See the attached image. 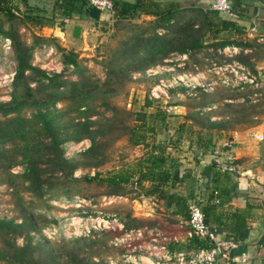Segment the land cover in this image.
Returning a JSON list of instances; mask_svg holds the SVG:
<instances>
[{"label":"rangeland","instance_id":"rangeland-1","mask_svg":"<svg viewBox=\"0 0 264 264\" xmlns=\"http://www.w3.org/2000/svg\"><path fill=\"white\" fill-rule=\"evenodd\" d=\"M38 1L37 5L29 3L28 5L33 9L37 8L32 13L37 15L36 17L43 18L45 23L48 22L47 25L38 26L24 22L27 7L22 4L18 5L19 14H15L17 16L15 25L22 41L31 44L32 34L48 39L47 42L34 47L31 63L49 77L61 74V79L67 82L88 80L91 86L85 95L90 98L85 108L91 114L90 120L104 123L117 111L119 121L123 120L130 126H142L148 145L146 148L143 144L135 145L129 140L126 128H123L125 125L120 122L121 128H118L113 136L103 138V143L95 150L94 157L90 154L83 157V153L91 145L88 138L80 141L69 140L60 147L63 150V157L76 165L75 171L68 177L60 173L52 175V181L55 179L67 181L56 191L40 196L28 190L30 184L22 177L27 164L22 161V157H15L17 162L10 167H8L10 161L6 159L7 163L0 165V220L24 226L23 230L26 231H23L22 235H17L15 239V245L18 247L25 246V232L30 230L28 234L32 238L31 245L37 247L34 257L41 264H131V262H137L139 254L134 250L137 243L135 241L118 243L124 233L141 229L146 234L153 232L176 236L188 230L183 222L185 219L173 216L156 196H146L138 186L127 185L114 189L97 181H85L84 178L93 177L96 174L104 178L121 170L134 168L151 147L165 146L166 152L172 158H178L177 155L182 157L181 170L185 173L190 171L186 173L190 177L181 183L176 190L177 193L182 196L191 194L189 192L197 181L194 177L195 173L188 169L190 168L188 164L192 162L193 154L197 151L195 142L198 135L206 138L212 134L216 143V137H220L223 141L230 133L224 135L223 132L216 134L215 131L203 130L200 125L193 122V119H187L186 116L190 112L199 111L202 118L199 121L205 124L204 120L207 118L212 121L220 120L219 114L231 109L226 108L225 105L243 101V98L239 96H236L237 101L230 99L229 94L237 93L232 91L231 85L217 79L223 76L224 79L230 78L228 76L230 68L238 63L234 60L229 61L234 59L229 51L209 47L195 55L192 53L194 56L172 52L162 58L163 60L149 57L146 67L139 65L140 63L123 65L120 73H111L110 69L113 68L117 55L118 57L128 56L136 50L149 49L151 45L149 38L153 33L164 34L163 29H156L153 32L152 17L142 15L134 20L115 22L111 13L95 12L96 22L88 18L78 20L80 31L74 37L76 23L62 21L57 15L59 11H54L53 0ZM123 1L134 2L135 0ZM190 12L203 16L196 9ZM54 14L56 17L53 18ZM134 35L136 37L131 38ZM208 37H210L209 34L206 35V38ZM220 38L230 39L229 36L221 34L217 36V40ZM257 38L258 36L245 37V39L241 37V40L249 41L254 45L252 49L255 58L250 62H255L257 64L255 70L262 73L264 69H258L261 61L258 59L262 56V50H259L257 46L264 43L258 42ZM209 40L207 44L211 42ZM60 48L77 54L81 76L73 66L63 64ZM139 54L144 56L143 52ZM216 68H222L219 77L216 76ZM15 70L14 47L9 39L0 38V103L10 100ZM148 71L157 73L148 75ZM184 74H190L192 79L189 78L177 84L172 80L173 77ZM257 79L260 85L254 88L264 85V73L258 74ZM226 80L228 81V79L224 81L227 82ZM30 86L37 87L36 83H30ZM62 90L64 89H59V91ZM153 91L156 93L155 96L152 95ZM43 100H55L49 101L48 106L52 108L54 103L59 115L57 120L64 127L71 119L74 122L84 120L77 116V112L71 111L72 105L67 100L55 99V96H45ZM120 111L126 112V115L120 116ZM33 113L35 111L32 108H25L20 115L30 118ZM162 117L165 119L163 123L160 121ZM259 117L264 120V114H260ZM0 119L3 118L0 117ZM190 124L192 126L187 128L186 126ZM152 126L156 127L154 133L148 131ZM91 128L96 129L97 125ZM238 140L248 152L258 151L259 145L253 138V128L238 130ZM11 149V144L5 143L4 150L8 151L7 158L12 155ZM114 190L116 193H113ZM197 196L203 200L202 204L206 205L207 195L199 192ZM195 200L196 197L193 196L188 203ZM131 217L146 220L149 224L144 223L142 227L126 229L124 222ZM102 221H109V224L104 225ZM114 221L122 224L123 229L117 228ZM0 264H7V262L0 261Z\"/></svg>","mask_w":264,"mask_h":264},{"label":"trees","instance_id":"trees-1","mask_svg":"<svg viewBox=\"0 0 264 264\" xmlns=\"http://www.w3.org/2000/svg\"><path fill=\"white\" fill-rule=\"evenodd\" d=\"M112 3L111 15L115 22L134 20L140 16H150L153 18V32L156 29H163L162 35L153 33L149 40L150 48L136 50L132 54L120 56L110 69L111 73H120L123 65H132L140 63L144 65L149 61V57L162 58L168 56V53L177 52L187 56L198 53L209 47L221 50L226 46L235 45L240 48V52L233 56L234 59L242 67L248 69L254 76H258L256 63L250 62L254 59L253 47L249 41L241 39L230 40L229 38L217 40L218 35L228 36V33L241 34L242 30L232 20L222 19L216 15L214 11H206L204 14L192 13V8L182 6L176 2L162 3L156 0H135L134 2H126L123 0H110ZM230 1V0H229ZM232 9L237 13L240 7L239 0H231ZM22 4L27 7L23 18L24 22H30L38 26L48 24L43 18L36 17L32 8L28 5V0H0V38L9 39L14 47L16 70L12 82V92L8 102L0 103V165L7 163L9 159L10 165L16 163L15 157L21 156L22 161L26 163V170L22 177L30 184L28 190L36 195H46L50 191H56L64 185L67 180L60 179L51 180V176L60 173L62 176H70L76 169V165L71 164L63 157V150L60 147L63 143L73 140L80 141L88 138L91 141L89 149L83 153V157L87 155L95 156V150L101 147L103 138L113 136L118 128H126L129 140L135 145L143 144L145 148V134L142 126H130L123 120L119 121V112L115 111L114 116L105 120L104 123H97L90 120L91 114L87 110V100L85 92L91 86L88 80H79L77 82L63 81L61 74L48 76L43 70L31 63L32 50L35 46L48 41L43 36L32 34V43L26 44L22 41L19 30L15 25L18 12V5ZM54 11L62 21L84 20L91 17L93 8L89 4V0H53ZM56 15H53V18ZM63 23V22H62ZM80 31L79 27L74 28L73 35L76 37ZM209 34L210 37L206 38ZM132 37H136L131 36ZM129 38V39H131ZM210 39V40H209ZM211 41L207 44V41ZM262 50V56L258 61L264 59V44L257 46ZM244 49H250V52L244 53ZM62 52L63 64L65 66H73L75 71L81 76L79 71L81 68L77 61V54L73 51H66L60 48ZM123 51V50H122ZM143 52L144 56L139 53ZM138 55V56H136ZM193 55V56H194ZM142 69V68H141ZM122 73V71H121ZM258 81V79H257ZM30 83H36V88H32ZM60 88L64 90L59 91ZM232 91L235 95L229 94L228 97L237 101L238 97H242L240 103L225 105L230 109L225 113L219 114L220 120L212 121L207 118L205 124L199 121L201 118L199 111H193L187 114V119H193L194 123L200 125V128L206 131H215L216 134L223 132L232 133L238 130H246L258 126L264 120L259 116L264 114V85L260 88H254L251 85H241L233 87ZM45 96H55V99L67 100L72 108L71 111L77 112L78 117L84 118L83 121L74 122L71 119L69 124L64 127L58 122V112L52 104V108L48 106L49 101L43 100ZM256 96V97H255ZM234 97V98H233ZM41 101V102H40ZM45 101V102H43ZM43 102V103H42ZM25 108H32L35 113L30 118L20 115ZM84 108V109H82ZM126 115V112L120 111V116ZM123 117V116H122ZM165 121L164 117L160 120ZM198 121V122H196ZM120 122V123H119ZM192 123V121H191ZM93 125H97L96 129H92ZM192 125L186 126L190 128ZM183 129L184 126L182 125ZM242 128V129H241ZM154 133L156 127L152 126L148 130ZM228 137V136H227ZM214 135L209 134L206 138L198 135L195 146L198 151L205 153L214 142ZM192 143V140L190 141ZM5 143H10L12 155L7 158L8 151L4 150ZM166 147H151L146 156L138 161L133 168L121 170L108 177H100L98 174L93 177L86 176L85 181H97L99 184L113 187L114 189L122 186H138L144 191L146 196H156L158 201H163L165 209L171 211L175 217L182 219L188 218L189 203L193 198V194L182 196L177 193L181 183L189 178V175L180 176L178 163L175 159L170 158L166 152ZM94 159V158H93ZM46 175H49L46 177ZM113 193H116L115 190ZM202 210L205 215V221L208 223L212 213V206L203 205ZM130 217V216H128ZM146 220L128 218L124 222L126 229L142 227ZM24 226L15 225L13 222L0 220V261L17 264H41L34 257V251L37 247L31 245L32 238L29 231L25 232L26 244L23 247L15 245L17 235H22L26 230ZM240 226L235 230V235L239 236ZM238 234V235H237ZM246 232L240 234L241 238L245 237ZM203 241L194 238L187 243L176 245L177 250H194L206 247Z\"/></svg>","mask_w":264,"mask_h":264},{"label":"crops","instance_id":"crops-1","mask_svg":"<svg viewBox=\"0 0 264 264\" xmlns=\"http://www.w3.org/2000/svg\"><path fill=\"white\" fill-rule=\"evenodd\" d=\"M157 1L180 3L202 14L209 10L208 7L212 2V0ZM38 2V0H28L31 5H37ZM239 2L240 7L237 8L236 13L238 19L232 21L241 28L242 33H228L230 40L238 41L241 37L245 39V37L258 36L257 41L264 43V0H239ZM95 12L103 14L95 10L88 19L95 21ZM216 15L222 19L231 20L224 14L216 12ZM66 22L76 23L74 28L80 27L78 20ZM222 50L229 51L231 56H236L240 52V48L235 45L226 46ZM248 52L250 49H244V53ZM258 69H264V59L260 61ZM263 73L264 70L262 73L258 72L259 75ZM258 133L260 129L257 126L253 127V138L259 145L257 152L250 153L243 148L238 136L229 149L223 148L224 140L216 137V143L214 141L205 153L197 149L193 154L192 162L188 164L190 165L188 169L195 173L194 177L197 181L189 193L194 194L196 198L199 192L206 194V205L213 208L207 224L216 232L218 238L231 239L237 243V248L231 251L227 264H264V139L258 140L256 137ZM176 157L178 158L170 156L177 161L180 176L189 175L186 174L190 172L189 170L186 173L181 170L183 168V165H180L183 162L182 157L179 155ZM214 190L217 193L216 199L219 201L216 205L212 203L211 192ZM160 202L164 204L163 201ZM238 225L241 230L240 234L246 232L243 238L240 234L235 235ZM163 238L169 250H177L175 246L181 244H174L173 240L176 238L184 241L185 233L176 236L174 234L145 235L137 242L138 247L136 248L139 259L144 264L152 263V259L146 256V248L161 246ZM152 239H156L157 243H151Z\"/></svg>","mask_w":264,"mask_h":264},{"label":"built area","instance_id":"built-area-1","mask_svg":"<svg viewBox=\"0 0 264 264\" xmlns=\"http://www.w3.org/2000/svg\"><path fill=\"white\" fill-rule=\"evenodd\" d=\"M90 6L98 12H112V3L110 0H89ZM208 9L210 11L217 12L219 14H224L231 20L238 19V15L233 11L231 2L229 0H212ZM15 14H17L15 12ZM8 41V40H7ZM52 51V50H50ZM234 51V49H233ZM231 67V66H228ZM218 69V70H217ZM226 69V68H225ZM222 68H216V76L221 75ZM157 72L148 71V75L155 74ZM230 78L227 82L222 78H217L222 80L223 83L231 85L232 87H237L241 85H251L253 87H259V82L256 76H254L246 68L235 64L230 68L229 75ZM192 79L190 74H184L180 77H173L172 80L177 83H183L184 80ZM165 86V85H163ZM156 92V89H154ZM152 92L155 96L156 93ZM257 128L260 129V133L257 134L258 140L264 139V121L261 122ZM238 132H232L223 141L222 147L229 149L232 147L234 140L237 138ZM213 196L212 203L214 205L218 204L219 201L216 199V191H212ZM202 199L198 196L196 200L189 204L188 218L185 221L188 230L185 232L184 241L180 239H174V244L187 243L190 240L197 238L207 244L206 247L194 249V250H169L164 244L165 239H162V244L159 247H148L146 248L147 257L152 259L151 264H227L231 251L237 248V243L231 239L218 238L216 232L210 228V226L205 221V215L202 210ZM117 228L123 229V225L114 221ZM104 225L109 224V221H102ZM105 228H108L105 226ZM147 234L155 236H160L159 233L148 232ZM143 230H130L123 234V237L118 241V243L125 242H138L147 235ZM151 243H157L156 239H152ZM129 245V244H128ZM138 246L136 245L134 250L136 251ZM128 262V261H127ZM126 262V263H127ZM130 263V262H129ZM131 264H144L140 259L137 262H131Z\"/></svg>","mask_w":264,"mask_h":264}]
</instances>
